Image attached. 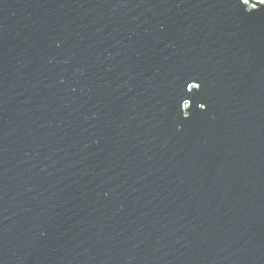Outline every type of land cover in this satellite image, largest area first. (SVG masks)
<instances>
[{
  "label": "water",
  "instance_id": "obj_1",
  "mask_svg": "<svg viewBox=\"0 0 264 264\" xmlns=\"http://www.w3.org/2000/svg\"><path fill=\"white\" fill-rule=\"evenodd\" d=\"M248 1L0 0V264H264Z\"/></svg>",
  "mask_w": 264,
  "mask_h": 264
},
{
  "label": "bare ground",
  "instance_id": "obj_2",
  "mask_svg": "<svg viewBox=\"0 0 264 264\" xmlns=\"http://www.w3.org/2000/svg\"><path fill=\"white\" fill-rule=\"evenodd\" d=\"M253 1H258V2H261L260 0H253ZM245 2L250 5V6H254V3L250 2L248 0H245Z\"/></svg>",
  "mask_w": 264,
  "mask_h": 264
},
{
  "label": "rangeland",
  "instance_id": "obj_3",
  "mask_svg": "<svg viewBox=\"0 0 264 264\" xmlns=\"http://www.w3.org/2000/svg\"><path fill=\"white\" fill-rule=\"evenodd\" d=\"M260 1H263V0H260ZM250 7V5H248ZM251 7H254V6H251Z\"/></svg>",
  "mask_w": 264,
  "mask_h": 264
},
{
  "label": "snow or ice",
  "instance_id": "obj_4",
  "mask_svg": "<svg viewBox=\"0 0 264 264\" xmlns=\"http://www.w3.org/2000/svg\"><path fill=\"white\" fill-rule=\"evenodd\" d=\"M243 6V4H241ZM191 87V86H190ZM203 107V105H201Z\"/></svg>",
  "mask_w": 264,
  "mask_h": 264
}]
</instances>
